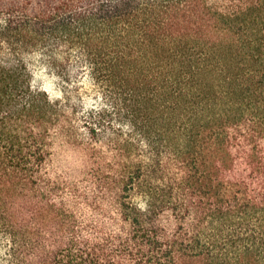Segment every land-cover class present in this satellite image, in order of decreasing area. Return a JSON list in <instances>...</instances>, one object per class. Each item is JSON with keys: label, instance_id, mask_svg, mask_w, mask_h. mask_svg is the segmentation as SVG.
<instances>
[{"label": "trees", "instance_id": "16d2710c", "mask_svg": "<svg viewBox=\"0 0 264 264\" xmlns=\"http://www.w3.org/2000/svg\"><path fill=\"white\" fill-rule=\"evenodd\" d=\"M0 264H264V0H0Z\"/></svg>", "mask_w": 264, "mask_h": 264}]
</instances>
